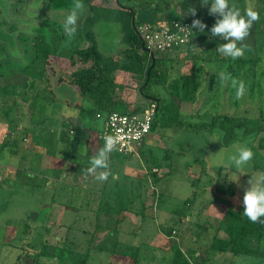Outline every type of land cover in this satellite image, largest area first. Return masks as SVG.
Segmentation results:
<instances>
[{
	"label": "rangeland",
	"instance_id": "1",
	"mask_svg": "<svg viewBox=\"0 0 264 264\" xmlns=\"http://www.w3.org/2000/svg\"><path fill=\"white\" fill-rule=\"evenodd\" d=\"M108 1L82 0L85 8L77 22V31L68 37L63 22L74 0H0V264H174L181 257L188 258L192 264H264V234L260 239L247 238L251 250L247 256L216 253L211 248L214 239L227 238L223 227L227 207L233 205L243 211L247 181L264 172L261 148L264 145V0H241L244 8L254 2L251 7H258L260 18L243 42L249 47L240 58L251 60L254 65L249 73L241 71L240 80L245 82L246 90L240 99L236 98L230 81L215 79L209 71L216 68L209 61L213 55L229 58L216 51L225 41L211 36L210 29L217 17L205 16L203 11L197 15L207 25L203 38L192 44L201 59L199 63L192 56L182 55L178 59L187 65L186 75L195 61L193 68L195 77L200 79V89L193 93L188 91L193 83L179 74L183 65L174 64L169 53H155L157 62L150 79L136 82L138 78L133 71L138 68L146 71L149 65L141 64L147 53L139 47L134 26L158 24L152 23L148 16L150 9L138 10L142 8L138 5H134V11L142 13L145 19L134 15L133 25V17L127 12L112 15L102 8L89 11V2L91 7H97L107 5ZM115 3L128 5L126 0ZM107 15L113 18L112 22L110 18L106 20ZM121 40L130 48H121ZM95 49L103 57L123 54L122 61H126L128 69L125 80H114L118 71L110 63L100 62V66L103 82L109 85L113 96L122 94L127 98L131 109L126 110L145 107L152 101L149 97L159 102L153 139L145 142L137 157L114 151L109 160L112 175L104 182L87 172L89 151L93 150L94 155L98 150L92 139L99 130L97 119L89 116L84 128L78 123L66 135L69 124L60 114L53 113L54 119L48 117L52 110L51 94L41 92L47 99L33 104L34 93L39 92L46 79H54L55 73L70 78L79 69L93 67V59L84 64L77 56L84 57L90 51L97 58ZM71 55L74 65L70 64ZM205 68L207 73L203 71ZM139 75L144 77L140 71ZM72 87L77 91L75 85ZM72 87H68L69 92L59 94L61 102L73 94ZM32 106L36 108L35 122L51 120L47 121L50 129H44V133L55 130L43 134L47 138H41L39 143L23 131L32 116ZM8 109L11 122L4 116ZM85 113H79L81 120L86 118ZM217 116L235 118L232 140L227 136L225 141L228 130L214 121ZM203 124L206 126L197 128ZM246 126L260 130L244 135ZM54 135L60 148L56 146L52 150L57 145ZM82 138L92 142L88 148L78 144ZM36 145L39 159L47 150L59 154L68 146L67 150L63 149L66 156L61 159L63 178H59L64 182L50 185L73 187L63 197L60 192L64 191L57 185L54 203L43 190L45 181L33 186V180L42 181V178H33L28 172L32 169L23 165L30 157L27 155L31 147L35 149ZM242 145L252 150V160L238 170L229 169V157ZM70 159L83 165H78L76 173ZM25 164L29 166L28 161ZM118 173L119 181L114 177ZM232 174L238 176L237 182ZM13 179L14 182H9ZM70 197V203L66 204Z\"/></svg>",
	"mask_w": 264,
	"mask_h": 264
},
{
	"label": "crops",
	"instance_id": "2",
	"mask_svg": "<svg viewBox=\"0 0 264 264\" xmlns=\"http://www.w3.org/2000/svg\"><path fill=\"white\" fill-rule=\"evenodd\" d=\"M117 1V3H119L120 2V0H116ZM127 2H128V5H123V7L122 6H119V5H117L116 3H115V0H109L107 3V5H98L97 7H96V9H98V8H102V9H107V10H109L110 11V13L112 14V15H116L117 13H125V12H127V13H130V16H137L139 19H145V18H143V14L142 13H139L137 10H136V12L134 11V9H136V6L138 5V6H140V7H142L141 9H138V10H142V9H150V14H148V16H150V18H151V20L153 21L152 23H156V24H158L157 26H162V25H164L165 23H167V22H169L170 20H172V19H181V18H187V17H190L191 15L190 14H187L188 13V9L189 8H195L196 9V15H198L199 13H201L202 11L204 12V15L205 16H208V14H209V12H208V8L210 7V2H209V4L207 5V6H203L202 5V0H161V2L163 3V5H162V3L160 2V0H126ZM231 1V5H235L236 7H238L239 9H240V11H241V13L243 12H245V10L247 9L246 7L244 8V3L241 1V0H230ZM122 3V2H121ZM254 2H252L250 5H249V7L253 4ZM134 5H136V6H134ZM257 6H254V9L257 11ZM89 11H90V9H89ZM138 12V13H137ZM201 15V14H200ZM199 15V16H200ZM204 15H202L203 17H204ZM213 16V15H212ZM201 17V16H200ZM108 18H110V22H112L111 20L113 19L112 17H110V15H107V18H106V20H109ZM202 18V17H201ZM120 19H122V17H120ZM135 17H133V20H132V25H133V23L135 22ZM203 19V18H202ZM202 19H201V21H202ZM117 23H119L120 24V20L117 18V21H116ZM203 22V21H202ZM141 24H144V23H140L138 26H141ZM122 25V24H121ZM120 25V26H121ZM137 26V27H138ZM136 26H134V29L136 30V28H137ZM156 27V26H155ZM136 32V31H135ZM203 38V34H202V32H199V30L197 29V31L194 33V35H193V37H192V39H191V41L189 42V44L187 45V46H185L183 49H181V50H177V51H174L173 53H171V54H169V56L171 57V59L173 60V63L174 64H178V63H181V57H182V55H185V58H188L189 56H192V58L194 59V60H196L197 62L199 61V60H201V59H199L198 58V56H196V53H195V51H194V49L192 48V44H193V42L194 41H198L199 42V40H201ZM121 43H122V47L121 48H124L125 50L127 49V48H130V47H128V45H126V43L123 41V40H121ZM54 46H56V44H54ZM95 46H96V44H95ZM194 51L193 52V54H192V51ZM94 52H95V54L97 55V58H96V56L94 55L93 57L94 58H96V62L99 64V65H101L100 64V62L101 63H103L104 65H105V63H110L111 65H112V68L114 69V71H118V75H115L114 77V80H117V78H119L118 80H120V81H123V80H125V78L127 77V75L125 74V72H127L128 70H127V68H126V61H122L123 60V54L121 53L120 55L119 54H117V55H115V54H113V55H110V56H108V57H106V56H104L103 57V55H101L100 56V53H98L97 51H96V49L94 50ZM117 53V52H116ZM34 54H36V53H34ZM175 58H173V57ZM148 57H149V55H148ZM213 57H215L214 55L212 56V59H213ZM145 59H144V61L142 62V64L144 65V66H147V65H149V63H150V65H151V59L149 60L148 58H146V57H144ZM150 58V57H149ZM126 58H124V60H125ZM178 59H180V60H178ZM211 59V60H212ZM186 60V59H185ZM183 62V61H182ZM186 62H188V61H186ZM185 62V63H186ZM194 63H195V61H193ZM203 62V61H202ZM113 63H116V65L114 66L113 65ZM184 63V62H183ZM183 63H181L182 65H183ZM193 63V64H194ZM199 63V62H198ZM193 64H191V72H186L187 74H189L190 75V73H194L195 71H194V69L195 68H193ZM117 67V68H116ZM149 66H147V68H148ZM100 68H102L101 66H100ZM187 65H183V66H181V68H180V72H179V74H181V75H183V76H186V74L184 73L185 71H187ZM196 69H199V71H200V67L199 66H197L196 67ZM140 71V73L145 77V76H147L148 75V73H149V71H143L141 68H138V69H136V75H137V78H138V80L136 81V82H141V80H140V78H141V75H139V71ZM210 70V69H209ZM103 71V70H102ZM205 73H207L208 72V70L205 68V70H203ZM202 72V71H201ZM103 75V74H102ZM126 76V77H125ZM102 78V77H101ZM147 78H148V76H147ZM141 79H143V77L141 78ZM130 82H132L131 80H130ZM133 83V82H132ZM73 85H71V87H72ZM69 87V86H68ZM72 89H73V94L71 95V93L70 94H68V100L66 99V103H65V105L63 106V108H62V113H63V115H61V118H62V120L65 122V123H67V124H69V127H68V132H66V135H70L71 133H70V131L73 129L72 127H74L75 128V126H76V124L78 125V123H81V127L82 128H84V125H85V121H88V118H83L82 120L79 118L80 116H79V113L80 112H84V111H87V110H96L97 108H98V105H97V103L95 102V100L94 99H90L89 97H84V98H82V97H80L79 96V93H77V91L76 90H74V88L72 87ZM200 89V86H199V88H198V90ZM67 92H69V89H65ZM198 92V91H197ZM111 98L113 99V100H115V101H117V105H119V104H123L124 106L122 107V109L125 107V109H128V108H130V107H128V106H130L129 105V102H128V100H127V98H123L122 97V94H119L117 97L114 95L113 96V94H112V96H111ZM157 102V101H156ZM138 105H140V104H138ZM157 105V111H158V109H159V102H158V104H156ZM121 108V107H120ZM131 109V108H130ZM133 109V108H132ZM157 111H156V113H157ZM33 119V118H32ZM92 119H94V118H92ZM32 121H34V119L32 120ZM96 121H98V123H99V130L102 128V121L101 120H96ZM28 123L29 124H24V126H26V128L29 126V125H31V124H34V123H32L30 120H28ZM30 128H32V127H30ZM98 130V131H99ZM23 131H26L25 129H23ZM38 131H39V128H37V129H34L32 132H31V136L33 137V140H35L34 139V137L37 139V142L39 143L40 142V140H41V138H44V139H46L47 137H45V136H36V133H37V135H39L38 134ZM157 131V130H156ZM52 132H55V130H51L50 132L48 131V132H45V134L46 135H48V134H50V133H52ZM156 133V132H155ZM98 134V133H97ZM97 134H94L93 133V135H92V139H93V143L94 144H96V148L97 149H99L98 148V144H97ZM26 135V134H25ZM151 133L145 138V140L143 141V143H142V145H141V148H140V151L142 150V148H143V146H144V144H145V142H146V144H147V140L149 141H151L152 139H153V135L154 134H152L151 136ZM55 136V135H54ZM150 136V137H149ZM148 138H150V139H148ZM29 139H30V137H29ZM32 140V141H33ZM53 140L54 141H56L57 142V140H56V136L55 137H53ZM76 140V139H75ZM36 141V140H35ZM90 143H92L90 140H84V138H82L81 140H78V144L80 145V146H86L87 148L90 146ZM48 147H49V143H47L46 144ZM57 146V149L58 148H60V145H59V143L57 142V145H55L54 146V148L52 149V150H55L56 147ZM32 149H30V153H29V155H27V156H30L27 160H24V162H23V165L25 166V167H27V169H32V171H28L32 176H33V178H36V177H40V178H42V181L41 180H38V179H35V180H33V183H32V185L33 186H38V184H42V182L43 181H45V186H46V188H44L43 190L44 191H46V192H48V194L50 195L49 196V200L51 201V202H55L56 201V195L58 194V191H56V192H54L55 190H56V188H57V185H59V184H56V183H61L62 181H61V179L63 178L62 177V173L60 172V169H61V167H64L63 165L64 164H61V162H62V160H63V158L66 156V151L65 152H63V149L65 148L66 150L68 149V146H65V147H63L62 149H61V152L58 154H55V153H53V154H51V153H49L48 152V150L46 151V152H44V153H42L41 151H39L40 153H42L43 155L41 156V158L39 159V158H36V153L35 152H38V150H37V145L35 146V149L33 148V147H31ZM92 151L93 150H90L89 152H90V154L88 155V163H89V158L92 156ZM140 151H139V153H140ZM64 153V154H63ZM35 154V155H34ZM138 156V155H137ZM110 158H111V156H110ZM62 159V160H61ZM26 161H28V163H29V166H26V164H25V162ZM70 161H72V169H74V173H76L77 172V168H78V165L79 166H83L82 164H79L76 160H73V159H70ZM60 165V166H59ZM89 167H90V165H89ZM71 173H72V171H71ZM71 173H69V176H70V174ZM59 174V175H58ZM53 175V176H52ZM54 175H55V179H53V181H52V178L54 177ZM89 175L92 177L94 174H90L89 173ZM20 176H21V171H19V173L17 174V178L19 179L20 178ZM61 179H60V178ZM75 177H76V174H75ZM114 177H116V179L119 181V179H120V173H118L117 175H114ZM80 180V179H79ZM15 180L13 179V180H11V181H9V182H14ZM53 182H56V183H54V184H56L55 186H51L50 184H52ZM64 182V181H63ZM88 182V180L87 181H83L82 183L84 184V183H87ZM75 184V183H74ZM70 185V184H69ZM69 185H67L66 184V186H63V185H59V187H60V190L61 191H64V192H60V193H63L62 194V196L64 197V194L65 193H67V190L69 191L70 190V188H72L73 186H69ZM51 186V187H50ZM63 186V187H62ZM54 188H55V190H54ZM59 197V196H58ZM70 199H71V197L69 198V202L68 203H66V204H69L70 203ZM65 204V205H66ZM55 206V205H54ZM53 206V207H54ZM66 207L68 208H70V206H67L66 205ZM66 209V208H65ZM66 212V211H65ZM65 212H64V215H65Z\"/></svg>",
	"mask_w": 264,
	"mask_h": 264
},
{
	"label": "trees",
	"instance_id": "3",
	"mask_svg": "<svg viewBox=\"0 0 264 264\" xmlns=\"http://www.w3.org/2000/svg\"><path fill=\"white\" fill-rule=\"evenodd\" d=\"M140 46H141V43L139 42V47ZM74 51L76 53L80 52L78 50H74ZM170 53H173V52H170ZM72 55L70 58V64L74 65V57H72ZM93 56L94 54H92V52L90 51H87V54H85L84 57L77 56L79 61L83 62L84 64L88 63L90 59H93L94 65L90 69H83V68L79 69L78 71L73 72L70 78L67 77L68 79L66 78L65 75H62V74L58 75L57 73H55L56 76L54 75L55 76L54 79L52 80L46 79L45 81L46 84L44 83L42 85L41 89H39V92H37L36 94L34 93L33 104L36 106V102L39 101L40 99L42 100L47 99L48 96L46 97L45 95H42L41 92H43V94H48L49 96L51 94L52 101L50 102V105L52 107V110L48 113V117L54 119L55 115H53V113H56V115L57 113H59L61 116L62 108L65 105L66 100H62L61 102L60 101L61 97L59 96V94L64 93L65 89H68V86L75 85L77 87V93H79L80 97L82 98L89 97L90 99H94L98 105V108L96 110L84 111L86 112L85 113L86 118L90 116L94 119H97L96 118L97 114H105L111 111H119V112L126 111L125 107L123 108L124 110H119L118 107L122 108L124 105L123 104L117 105V101L111 98L112 91L110 90L109 85L107 84L108 85L107 86L106 83H104L103 79L101 78V75L103 74V71H102L103 69L100 68V65L96 62V58H93ZM145 57L150 60V58L148 57V54H146ZM209 61L212 63V65L216 66L214 70L212 67L210 68L209 70L210 74H212L213 77H216L215 79H218V80H220L221 73L230 74L233 78L240 80L241 71L244 69V70H247V73H249L251 71L250 69L254 65V64H251V60H246L243 58H238V59L233 60L231 58L225 59V58H220V57H213V59ZM156 62H157V59L155 58L154 66L149 70V67H150V64H149V67L147 68V71H149L147 75L149 79H150L152 71L156 67ZM87 71L89 72V74H87L88 73ZM133 72L136 74L137 71L134 70ZM147 76L143 77V79H141L142 78L141 76L140 78L141 82H148L149 79L146 78ZM184 78L185 80L191 81L193 83L191 84V86L189 85L190 87L188 91L192 90V92L195 93V91H197L196 89H198L200 86L199 84L200 79L198 78V76L195 77V72H194V73H190V75L184 76ZM95 81H98L97 85L94 84ZM48 82H50V84ZM51 83H52V87H50ZM143 86L140 89L142 93H143V90H142ZM149 99L152 100L151 102L158 104V101L156 99H152L150 97ZM33 108L34 106H32L30 110L32 113V116H30V119H29L30 121L33 118V114L36 109V108L34 109ZM140 109L141 107L136 106L132 110L134 112H137ZM10 113H11V110L8 109L4 115L7 118L8 122H11L10 121L11 117H8ZM17 116L18 115L15 113L16 118ZM155 116H156V112H155ZM155 116H154V119H155ZM48 119L42 120L41 122H39L38 120L36 122L33 121L34 124L29 125L27 128H23L26 130L24 131V135L26 134V136H29V135L31 136V132L34 129L39 128V131H38L39 135H37L36 133V136L42 137L43 134H45L44 129H47V130L50 129L49 127L50 125L48 126V123H47ZM234 119L235 118L233 116H228V117L227 116L226 117L217 116L214 118V121H216L218 126H220L223 129L228 130L227 131L228 135L226 133L225 141H228L227 136L229 140H232L234 138V133L236 132V127L232 125V122L234 121ZM49 121L51 120L49 119ZM227 124L228 126H230L229 128H227ZM241 124L242 122L238 126L240 127ZM203 126H206V125L203 124L197 128H203ZM188 127L192 128V126H188ZM155 130L157 129H156V126L154 125V120H153V125H152L150 133L151 134L155 133L156 132ZM259 130H260L259 127L246 126L244 127V135H249L254 132H258ZM6 137H9V135ZM140 148L138 149V151H140ZM261 148L262 150H264V145H262ZM224 221L226 224H224L225 226L223 227H224V232L227 235V238L226 239H219V238L214 239L212 243V247H211L212 250L216 253H222V254H226L229 252L232 255H245V256L250 255L251 250L248 247L249 242L247 241V238L260 239L264 234V225H261L259 223H252L251 221L248 220L246 216L243 215V211H241L239 207H235L233 205L227 207L225 215H224ZM174 264H192V263L188 258L181 257L177 260H174Z\"/></svg>",
	"mask_w": 264,
	"mask_h": 264
},
{
	"label": "clouds",
	"instance_id": "4",
	"mask_svg": "<svg viewBox=\"0 0 264 264\" xmlns=\"http://www.w3.org/2000/svg\"><path fill=\"white\" fill-rule=\"evenodd\" d=\"M209 15L217 17L210 32L212 37H219L225 41L216 48L221 55L229 57L233 60L242 57L248 45L243 42L250 35V30L253 24L259 20V12L253 7H248L242 14L240 9L235 5H230L229 0H202V5L207 6ZM82 0H74L73 6L63 22V31L68 37H73L77 31V22L80 14L84 11ZM191 16H196V9L189 8L188 13ZM207 27L201 20L193 19L190 28H183L186 31L198 29L203 32ZM200 50V49H199ZM226 83L231 82V86L235 89L237 99L245 95L246 85L243 80L231 77L230 74L221 73L220 77ZM117 147V139L111 135L104 137V145L100 147L94 155L89 158L90 167L87 172L94 174L98 181L104 182L112 175L110 171V154ZM254 153L250 148L242 145L238 148L236 154L229 157L228 168L236 170L247 165L253 158ZM235 176L234 182L238 181V176ZM249 187L244 190L243 194V215L252 223L264 225V172L259 173L255 177H251L247 181ZM211 198V197H210Z\"/></svg>",
	"mask_w": 264,
	"mask_h": 264
},
{
	"label": "built area",
	"instance_id": "5",
	"mask_svg": "<svg viewBox=\"0 0 264 264\" xmlns=\"http://www.w3.org/2000/svg\"><path fill=\"white\" fill-rule=\"evenodd\" d=\"M193 19L201 20L196 15L172 19L162 26L141 25L136 29V34L145 49L154 54L174 52L187 46L197 31V29H192L191 32L183 30L190 28ZM156 110L157 105L149 102L137 112L126 110L97 114L96 118L101 120L103 125L97 134L98 148L104 145V137L111 135L117 139V147L114 150L117 154L137 157L138 149L151 132ZM1 183L2 177H0Z\"/></svg>",
	"mask_w": 264,
	"mask_h": 264
},
{
	"label": "water",
	"instance_id": "6",
	"mask_svg": "<svg viewBox=\"0 0 264 264\" xmlns=\"http://www.w3.org/2000/svg\"><path fill=\"white\" fill-rule=\"evenodd\" d=\"M142 47H143V50L149 55V57L151 59V65L149 67V70H150L155 64V55L151 51H148L147 49H145L143 44H142Z\"/></svg>",
	"mask_w": 264,
	"mask_h": 264
},
{
	"label": "flooded vegetation",
	"instance_id": "7",
	"mask_svg": "<svg viewBox=\"0 0 264 264\" xmlns=\"http://www.w3.org/2000/svg\"><path fill=\"white\" fill-rule=\"evenodd\" d=\"M90 2L88 3V8L90 9V11H93L96 7H91L90 6ZM141 43V42H140ZM141 47H142V43H141ZM145 48V47H144ZM142 50H143V47H142ZM144 51V50H143Z\"/></svg>",
	"mask_w": 264,
	"mask_h": 264
}]
</instances>
